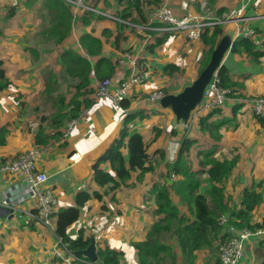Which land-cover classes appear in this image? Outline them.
I'll use <instances>...</instances> for the list:
<instances>
[{"label": "crops", "instance_id": "obj_1", "mask_svg": "<svg viewBox=\"0 0 264 264\" xmlns=\"http://www.w3.org/2000/svg\"><path fill=\"white\" fill-rule=\"evenodd\" d=\"M160 1L169 5L177 16L183 15L179 5L181 0ZM9 2L0 0V60L11 83L9 88L0 93V128L7 131L4 135L5 144L0 146V160L27 152L33 147L39 148L37 169L47 175L45 186L53 191L57 200L56 210L75 206V195L81 190H98L100 193L106 191L105 188L98 189L92 181L91 167L118 137L126 115L132 111H142L148 116L143 120H136L130 130L139 132L144 142L149 144L148 152L155 164L153 174L140 183L135 181L133 174L128 183H134V186H123L113 194L103 195L101 202L93 198L88 200L81 207L78 220L68 229L72 236L79 229L84 230L85 238L95 234L96 244L99 243L102 247L107 245L110 249L123 253L121 264H138L132 244L144 241L151 225L161 218L155 213L152 187L155 184L163 185L165 181L168 183L166 186L170 185L171 178L167 177L166 164L175 160L183 137L196 140L188 154L192 171L204 170L200 166L201 152L212 151L216 159L234 160L235 167L225 191L226 201L229 199L231 205L240 208L241 194L245 188L261 182L264 186V122L252 114V100L264 96V0H217L213 7L208 0H194L190 4V12L211 18H217V10L220 8H224L223 14H226L245 5L244 22L229 20L222 25V29L224 34H232L233 43L237 39V27L248 26L254 29V35L247 39L253 42L258 52L263 53L254 62L243 51L232 54L230 50L223 60L227 76L239 87L218 108L220 113L208 121L223 123L218 130V141H214L207 133H202L198 127L199 118L206 117L211 111L198 108L187 126H176L170 111L163 110L156 102L148 100L149 94L157 90H167L168 94L181 91L184 85L197 77L199 61L208 50L201 40L190 41L183 33L164 36L157 30L144 29L143 32H138L136 27L145 28L149 24L158 27L149 20L154 6H150L151 11H148L145 22L134 23L135 28L125 27L124 38L118 42L115 41L116 23L113 19L93 20L86 25L83 18L93 13L68 6L72 14L71 31L61 44H55L44 34L48 14L45 0H17L16 7ZM86 2L100 12L113 16L121 9L115 0ZM135 16L134 14L133 17ZM231 23L234 25L233 30L228 28ZM105 31H110L111 34L105 36ZM85 33L102 42L100 56H88L81 47L79 39ZM66 49L86 57L92 68L100 57L109 59L115 65L114 77L108 78L114 82L110 87L111 92L130 74L129 59L125 57L127 53L137 60L138 66L145 64L150 75L144 85L128 91L126 100L130 106L123 116L121 107L110 98H96V89L102 80L91 73L89 89L92 93L88 98L92 99L93 106L82 110L86 112L87 120H81L68 138L53 139L45 147L35 146V131L31 132L29 124H40L42 117L50 116L54 112L52 104L58 95L69 100L73 94L72 90L60 89L59 75L62 67L58 61L59 55ZM121 61L124 62L120 63ZM168 65H174L180 71L167 76L164 68ZM49 73L55 76L53 82L57 84L51 95L46 90ZM32 112L39 113V121L31 115ZM42 126L48 135L55 132L45 123ZM154 128L160 131V135L152 142ZM159 150L162 151L161 154ZM126 154V150L123 151L125 157ZM100 168L109 171L110 166L103 163ZM205 177L204 175L202 179ZM11 185L6 181L5 174L0 173V200L10 196L23 212L32 209L34 201L19 200V192ZM207 188L208 185L203 184L201 192ZM112 196L114 201L111 200ZM262 197V203L252 212L251 222L262 225L261 229L264 230V193ZM172 199L181 214L192 220L188 207L181 204L176 195ZM103 205L106 209L102 208ZM17 221L16 218L0 221V264H26V261L36 259L37 254H45L37 264H64L51 256L57 241L54 234L55 221L51 228L41 225L27 227ZM169 244L173 247L178 264H182L180 249L174 241ZM195 257L193 264H219L216 250L202 249L196 252ZM262 260L264 236H251L245 243V253L238 264H259Z\"/></svg>", "mask_w": 264, "mask_h": 264}, {"label": "trees", "instance_id": "obj_2", "mask_svg": "<svg viewBox=\"0 0 264 264\" xmlns=\"http://www.w3.org/2000/svg\"><path fill=\"white\" fill-rule=\"evenodd\" d=\"M115 1L117 6L121 7L115 17L133 25L147 20L148 11H151L150 6L157 8L162 4L160 0ZM216 2L217 0H208L211 7ZM45 8L48 14L44 34L51 42L61 44L71 31L72 14L68 5L61 0H45ZM224 11V8L218 9L217 17H220ZM134 14L135 17H133ZM104 18L106 17L88 14L83 18V22L89 25L93 20ZM114 22L116 23L115 41L118 42V40L124 38L123 32L127 26L119 21ZM110 34V31L103 32L105 36ZM223 34L222 25L207 27L201 34L200 40L205 47H208V50L203 54L204 57L198 74L206 66L211 52ZM166 35L168 36V34ZM79 43L88 56L101 55L102 42L98 38L85 33L80 37ZM241 51L246 53V56L254 62L263 55L262 52L256 50L253 42L247 38H237L232 45V54H240ZM58 63L62 67L64 75L74 82L71 88L73 94L69 100L58 95L55 102L53 101L54 112L48 117H42L38 128L35 130V146L45 147L51 140L62 138L61 129H63L65 123L68 120L77 118L83 109H89L93 106L92 99L88 98L92 93V90L89 89L91 83L89 76L91 73L100 80L112 78L115 75V65L109 59L100 57L94 68H92L86 57L70 49L64 50L59 55ZM179 71V68L174 65H168L164 68V73L167 76ZM218 77L221 88L229 89L230 94L235 93V88L239 86L229 79L224 65L219 69ZM54 79L55 76L49 73L46 88L49 95L56 90L57 84L53 82ZM10 86L11 83L6 77L0 60V93ZM158 91L163 95L168 94V91L164 89ZM119 106L121 109L127 110L130 104L128 100H124ZM219 113L218 108H214L206 117H201L198 121L199 130L202 133H207L214 141L220 139L218 130L223 123L215 122V120L211 123L208 121ZM147 117L142 111H132L126 115L122 121V129L118 137L91 167L92 181L98 189L105 188L104 193H100L98 190L92 192L81 190L75 195V206L53 210L51 220L52 224L55 221L54 234L60 239L62 246L67 251L83 250L90 243V238L84 237L83 229H79L75 236L68 232L69 227L78 220L81 207L88 200L93 198L101 202L103 195L113 194L123 186L126 188L134 186V183H128L133 174H135L137 183L153 174L155 164L148 152L149 144L144 142L139 132L130 130L136 120H143ZM259 119L264 122V116L259 117ZM43 123L55 132L51 135L46 134V130L42 126ZM153 133L152 142L156 141L160 131L154 128ZM6 134V129L0 128V146L5 144L4 135ZM173 134L175 133L173 132ZM195 144L196 140L183 137L179 142L175 160L166 164L167 177L171 178L170 185L166 186L168 183L165 181L163 185L155 184L152 187V192L155 195V213L161 218L151 225L144 241L132 244L136 250L138 264H178L173 247L169 244L172 241L176 243L181 251L182 264H193L196 252L206 248L218 251L219 246L232 236V233L228 230L229 227L236 230L243 228L255 230L262 227L259 224H252L251 219L254 209L262 203L263 183L253 184L245 188L241 194L240 208H236L231 205L229 199L226 201L225 196L227 181L235 167L234 160L216 159L212 151L201 152L202 161H200V166L204 170L192 171L188 154ZM125 150L127 152L126 157L123 155ZM159 152L162 153L161 150ZM103 163L109 164V171L100 168ZM204 175L206 177L202 179ZM175 177L177 178L175 179ZM203 184L208 185V188L201 192ZM173 195L179 198L181 204L188 207L187 211L193 218L192 220L181 214L178 206L173 202ZM111 200L114 201V196ZM102 208L106 209L104 205ZM223 216L227 217V222L222 225L219 223V219ZM17 222L27 227L36 225L33 220L27 218H20ZM97 246L98 264H121L122 252L112 250L107 245L102 247L99 243H97ZM88 262L86 258L81 256L72 260V264H90ZM218 263L220 264L219 260ZM259 264H264V260Z\"/></svg>", "mask_w": 264, "mask_h": 264}, {"label": "built area", "instance_id": "obj_3", "mask_svg": "<svg viewBox=\"0 0 264 264\" xmlns=\"http://www.w3.org/2000/svg\"><path fill=\"white\" fill-rule=\"evenodd\" d=\"M9 1L13 7L18 5L17 0ZM61 1L82 12L93 13L95 15L113 19L114 21H119L130 28L136 27L130 22L120 20L107 12H100L94 6L87 4L86 0ZM193 2L194 0L180 1L179 5L183 12L182 16H177L169 5L162 3L159 7L152 10L149 18V20L152 23H156L158 27L149 24V26L145 28L136 27L135 29H137L138 32H143L144 29L157 30L163 35L168 34L171 36L183 33L188 40L198 41L207 27L223 25L229 20L244 22L245 18L243 17L246 9L245 5L231 10L228 13L223 14L221 17L211 18L207 15L199 16L190 12V4ZM204 6L205 5L203 4V7ZM254 33L255 30L248 26L237 27L236 38H250ZM125 57L129 59V65L131 67L129 76L114 88V92L110 91V87L114 83L113 80H102L97 86L95 93L96 98H110L114 104L120 105L122 101L126 100L127 93L130 89L146 83L150 75L147 66H145V64L138 66L137 60L132 59L128 53L125 54ZM123 62L124 61H121L120 63ZM219 83L218 73H216L204 90L203 101L198 108L205 111H211L224 104L231 91L229 89L221 88ZM162 96L163 94L161 92L155 91L149 94L148 100L150 102H157ZM122 112L123 116H125L127 110L122 109ZM252 113L256 117L264 116V96H259L252 100ZM81 120H87L86 112L81 111L77 118L68 120L65 123L62 129L63 139L70 136ZM38 126L39 124L37 122H31L29 124V129L33 132ZM39 154V148L33 147L27 152L0 160V173L5 174L6 181L10 182V184H12L11 186L19 192V200L30 199L35 203V206L32 209L23 212L18 209L17 203L12 197L5 196V198L0 200V221L13 218L20 219L25 216L27 219L33 220L36 225H41L47 228L52 227L51 216L57 205V200L51 188L45 186L47 175L37 169V159ZM13 182L15 183L13 184ZM226 222L227 217L225 216L219 219V223L222 225ZM228 230L232 233V236L223 242L218 249V259L220 264H238L239 260L244 256L245 243L249 238L251 236H257L259 238L264 236L263 229L250 230L248 228H243L236 230L233 227H229ZM52 254L64 264H72V260L76 258L73 256L72 252L67 251L66 248L62 246V243L58 238ZM94 264H98V262Z\"/></svg>", "mask_w": 264, "mask_h": 264}, {"label": "water", "instance_id": "obj_4", "mask_svg": "<svg viewBox=\"0 0 264 264\" xmlns=\"http://www.w3.org/2000/svg\"><path fill=\"white\" fill-rule=\"evenodd\" d=\"M233 41L232 34H224L211 52L206 66L193 81L184 85L178 93L165 94L157 100L156 104L161 109L170 111L176 126H187L192 114L203 101L204 90L230 52ZM97 250L95 234H91L89 245L83 250L73 251L72 254L76 258L84 257L94 264L99 261Z\"/></svg>", "mask_w": 264, "mask_h": 264}, {"label": "rangeland", "instance_id": "obj_5", "mask_svg": "<svg viewBox=\"0 0 264 264\" xmlns=\"http://www.w3.org/2000/svg\"><path fill=\"white\" fill-rule=\"evenodd\" d=\"M228 28L229 29H231V30H233L234 29V25L231 23V24H229L228 25ZM200 66H201V63H202V59H200ZM199 62H198V64H199ZM251 71H253V70H251ZM57 77V76H56ZM59 78L61 79V83H60V89L62 90V91H66L67 89H68V91H71V88H72V86L74 85V82L70 79V80H68L67 79V77L64 75V73L62 72V73H60V75H59ZM73 91V90H72ZM158 91V90H157ZM68 96H70V94H68ZM50 105H51V103H50ZM198 109V108H197ZM253 114V113H252ZM37 121H39L40 120V115H39V113H33L32 112V114H31ZM36 115L38 116L37 118H36ZM55 247V246H54ZM217 253V255H218V251L216 252ZM41 256H45V254L44 255H41V254H37V258L36 259H31L30 261H26L25 263L26 264H37L38 263V261H39V258L41 257ZM51 256H52V258L54 257V255L53 254H51ZM42 257V258H43ZM54 262H56V261H54Z\"/></svg>", "mask_w": 264, "mask_h": 264}]
</instances>
